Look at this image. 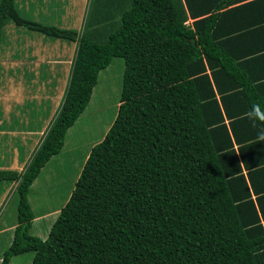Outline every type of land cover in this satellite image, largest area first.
I'll return each instance as SVG.
<instances>
[{
  "label": "trees",
  "instance_id": "obj_1",
  "mask_svg": "<svg viewBox=\"0 0 264 264\" xmlns=\"http://www.w3.org/2000/svg\"><path fill=\"white\" fill-rule=\"evenodd\" d=\"M13 2L0 0V31L11 19L77 40V49L60 109L28 165L22 173L0 169V182L17 184L18 200L0 264L29 252L31 264H264V141L257 139L264 125L246 116L261 105L264 77L254 60L230 69L227 42L218 41L222 14L188 27L181 0H130L98 43L26 21ZM185 4L191 17L205 12ZM114 58L124 62L116 117L40 239L30 233L32 183L61 153ZM240 76L244 82L230 84Z\"/></svg>",
  "mask_w": 264,
  "mask_h": 264
},
{
  "label": "rangeland",
  "instance_id": "obj_2",
  "mask_svg": "<svg viewBox=\"0 0 264 264\" xmlns=\"http://www.w3.org/2000/svg\"><path fill=\"white\" fill-rule=\"evenodd\" d=\"M108 1L72 0L71 5L65 8L66 13L64 15L50 18L49 23L53 26L49 27H56L61 30L69 29L75 32L77 36L85 34L95 42H103L104 40L100 41L103 35L107 36L110 31H113L120 23L121 14L131 8L130 0H120L119 6L116 3H112L110 6ZM120 6L123 12L118 8ZM59 11L61 9L55 5V11L53 12L57 13ZM91 25L94 26L92 31H90ZM50 41L51 44L46 45L45 48L42 46L43 50L36 46L37 48L33 49L37 53L35 56L41 59L53 58L50 55L55 52L57 60H63L65 58L62 57L63 53L57 52L58 43L54 44L53 42L69 45L71 43L68 41L71 40L51 38ZM76 43L77 40L75 47H77ZM75 50L71 52V61L75 57ZM115 60L119 62V66H114L112 70L99 76L94 88L93 98L82 114L83 116L71 127L69 131L71 134L67 136L68 141L65 148L45 166L39 176L38 184H35L34 189L31 191L30 204L35 215L61 209L74 189L83 167L86 151L91 148V144L99 143L101 137L105 136L112 125L118 110L124 71L123 60L120 58ZM33 67L32 72L25 74L23 79H20L24 84L26 83L24 88L22 85L17 84L16 87H9L5 90L4 96L9 95L11 97L7 101H3L5 107L0 106V122L4 123L1 130L18 132L21 130L27 131V129H39L44 134L48 132L55 120L68 84L71 66H62V70H55L54 67L48 65H34ZM12 78L9 81L16 80V78ZM59 94L61 99L57 98ZM44 95L46 96L43 97ZM41 138L40 136L39 140ZM25 139L27 138L19 136H3L0 138V168L10 164L17 155L16 146L23 143ZM36 145L33 149H37L38 146ZM35 149L29 154L28 161L26 160L23 168L28 165ZM21 156L24 155L20 154ZM3 190L4 187L0 189V261L3 253L13 241V226L17 224L18 203L15 190L9 188L5 195L1 196ZM56 217L57 215L49 219L51 222L50 228ZM47 221L46 218L42 222L47 223ZM37 229H39V223L31 228L30 233L36 236L38 234ZM33 255L32 252H29L13 260L14 263L31 264Z\"/></svg>",
  "mask_w": 264,
  "mask_h": 264
},
{
  "label": "crops",
  "instance_id": "obj_3",
  "mask_svg": "<svg viewBox=\"0 0 264 264\" xmlns=\"http://www.w3.org/2000/svg\"><path fill=\"white\" fill-rule=\"evenodd\" d=\"M95 1L98 2L99 0H95ZM108 2L110 6L112 5V3H116L117 6H119L120 0H109ZM71 3L72 0H14L13 6L17 11V13L19 14V16L24 20L33 23H38L44 26H53V24L49 23L50 18L53 17L55 18L57 17V15L58 16L64 15L66 13L65 8L71 5ZM181 3L187 15V19L184 24L188 27H192L195 21L210 16L214 13L222 14V19L219 22V28H218V35H220L221 37H219L218 41H225V43L227 42L225 44L226 54L224 56L226 57H224V59H228L229 61L230 59L231 60L233 59V62L230 64V69L236 70L237 67L241 69V66L238 65L234 66V65L240 64L244 60L246 61L254 60L252 67V69L255 71L254 73L262 74V76L264 77V0H188V4L194 10V12H199V10H205V12L201 14L199 18H197V16L191 17L188 14L187 11L188 5L185 4V0H181ZM55 5L58 6L61 9V11L54 13L53 11H55ZM118 8L120 9L121 12H123L121 6ZM93 27L94 26L91 25L90 31H92ZM51 38L54 37L42 35L24 26H18L11 19H6L4 21L0 31V94H3L2 96L0 95V106L1 105L4 106L3 101H7L8 98L11 97L9 95L4 96L5 90H7V88L16 87L17 84L22 85V87L24 88L26 83L24 84V82L21 81L20 79H23V76L25 74H29L30 72H32L34 65L37 66L48 65L50 67H54L55 70L57 69L62 70L63 68L62 66L72 67V62L74 59L71 61L70 56H71V52H73L74 49H77V47H75L76 41L73 42L68 41L69 43H71L69 45L63 44L61 42H53L54 44L58 43L57 52H59L60 54L63 53L62 57H65L63 60L61 59L57 60V54L55 52L50 55L53 56V58L47 57L45 59H41L35 56L37 53L33 49L38 47L40 48V50L41 49L43 50L42 46H44L45 48L46 45L51 44L50 41ZM115 59L116 58H114L110 62L109 66L106 69L102 70L99 73V76L102 75L103 73H107V71L109 70H112L114 66L115 67L119 66V62L116 61ZM248 74L250 76L252 75L249 67H248ZM12 77L16 78V80L14 79L13 81H9L13 79ZM261 80L263 81V83L261 82ZM235 82L241 83L244 82V80L240 76L239 79H237L236 81L232 79L230 81V84H234ZM259 82L261 83L258 84H264V78L260 79ZM94 91L92 93L91 100L93 98ZM60 94L59 96H57V98L59 99H61ZM45 96L46 95H44L43 97ZM260 98L262 100L261 105L263 106L264 92H260ZM81 116L79 117V119L81 118ZM3 125L4 123L0 122V138H2L3 136L4 137L19 136L27 139H25L23 143L16 146L17 148L15 149L17 155L15 156V158H13L10 164L5 165L4 168H0V169H11V170L13 169L22 173L25 169L23 168V166L26 163L29 154L35 149V148L33 149L34 145L37 144L36 146L39 147L46 133L43 134V131L41 130L39 131V129H32V130L27 129V131L21 130L18 132L5 131V130H1V127H3ZM70 130L71 128L68 130L67 136L71 134L69 133ZM40 136L42 138L39 140ZM67 136L62 151L67 144L68 141ZM103 138L104 136L101 137L100 141ZM93 146L94 144H91V148ZM91 148L88 149L84 155V159H83L84 163L89 155ZM235 148H237V146H235ZM36 150L37 149H35V151ZM20 154L24 156L20 157ZM258 154L260 153L258 152L257 155ZM262 155L264 157V153H262ZM55 158L56 156L51 158L50 161H52ZM13 162H15V164H13ZM49 162L47 164H49ZM43 169H45V167ZM43 169L41 170V172L43 171ZM244 173L246 172L244 171ZM40 175L41 173L39 174V176ZM39 176L32 183L31 191L34 189L35 184L36 185L38 184ZM8 183L9 182H0V189H3L4 187L1 196H4L5 193L9 190V188H11V190H15L17 184L12 182L10 183V185H8ZM28 199L30 203V194ZM56 215H58V209L43 214L35 215V219L32 222V227L37 223H39V229H37L38 234L36 235L37 237H39L40 239H45L47 237L49 231L48 228H50V224H51L49 219L55 217ZM46 218L48 219L47 223H43L42 221ZM46 225L48 226L46 227ZM14 227L15 226H13V228ZM17 257L18 256L13 257L9 264H19L18 262L14 263L13 260L14 258Z\"/></svg>",
  "mask_w": 264,
  "mask_h": 264
},
{
  "label": "clouds",
  "instance_id": "obj_4",
  "mask_svg": "<svg viewBox=\"0 0 264 264\" xmlns=\"http://www.w3.org/2000/svg\"><path fill=\"white\" fill-rule=\"evenodd\" d=\"M248 119L253 123V127H257V121L264 125V108L260 104L252 105L251 109L246 113ZM257 139L264 141V127H260V130L257 133ZM244 163L240 164V167L243 168Z\"/></svg>",
  "mask_w": 264,
  "mask_h": 264
}]
</instances>
